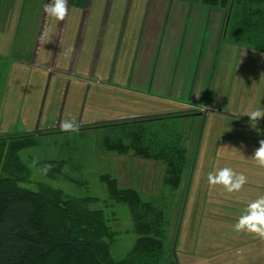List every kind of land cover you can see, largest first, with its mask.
Segmentation results:
<instances>
[{
  "label": "rangeland",
  "instance_id": "rangeland-1",
  "mask_svg": "<svg viewBox=\"0 0 264 264\" xmlns=\"http://www.w3.org/2000/svg\"><path fill=\"white\" fill-rule=\"evenodd\" d=\"M69 1L64 22L44 13V5L50 0H0V137L53 132L38 137L41 150L32 151V155L44 159L73 154L74 160L82 165L81 171H71L75 177L83 179L82 185L65 180L51 183L71 194L96 197L91 202L92 207H104L117 231L111 247L115 258L124 257L137 236L132 231L128 207L118 203L105 204L108 203L105 201L107 188L100 181L103 173L117 177L124 187L136 188L168 213L172 219L168 250L169 254L173 252L178 264H233L227 259L234 246L229 242L232 230L221 225L217 227L218 223L230 225L221 214L224 211L221 207L227 204L215 196L229 192L222 185L210 186L208 183L209 173L231 168L220 163L214 165V159L209 158L214 153L211 149L215 138L208 135L214 131L211 124L214 117L208 118L204 125L201 115L187 117L184 124L179 120L188 137V161L179 190L164 184L163 163L102 151L100 144L106 136L116 139L140 126H95L156 118V115L144 116L156 110L155 106L164 111L185 108L180 101L186 102L190 97L179 92L184 88L180 79L153 80L158 71L156 77L162 78L172 63L167 61L159 67L156 59L145 65L138 61L142 54L140 50L147 45L146 41H140L143 34L165 32V35L169 34V42L166 38L163 47L183 51V48L187 49V43L181 44L182 40L179 43L178 38L184 33L182 29L189 16L191 25L195 21L205 24L208 20L207 25L216 27L214 47L221 30L223 46L216 58L207 104L213 107L216 102L222 103L241 112L240 98L249 99L253 89L257 90L259 99L264 96V52L242 47L225 38V9L200 2L84 0L77 6ZM220 20L223 21L221 27ZM43 29L48 30L47 36L51 35L52 41V47L44 53L37 48ZM67 30L76 37L71 47L65 48V44L60 46V41H65L67 34L64 31ZM206 30L209 31V27ZM190 33L195 35L192 26ZM82 39L86 42L89 39L83 48L79 46ZM175 40L177 47H172L171 42ZM177 71L173 69V72ZM202 109L205 107L196 105L186 112ZM65 120H73L79 127H94L78 132L61 131L60 123ZM160 122L164 121L142 123L146 126V139H151L152 130ZM39 178L46 179L34 171L33 182L28 186L35 188L34 180ZM254 189L263 188L243 185L239 193ZM239 205L244 206L243 203ZM169 256L171 259L172 255Z\"/></svg>",
  "mask_w": 264,
  "mask_h": 264
},
{
  "label": "trees",
  "instance_id": "trees-1",
  "mask_svg": "<svg viewBox=\"0 0 264 264\" xmlns=\"http://www.w3.org/2000/svg\"><path fill=\"white\" fill-rule=\"evenodd\" d=\"M82 1L70 3L80 5ZM190 1L225 9V38L264 52V0ZM151 120L169 123L155 125L151 139H146V126L142 123ZM179 120L176 115H168L95 127L140 126L116 139L106 136L100 144L102 151L163 163L164 184L179 190L188 161L187 134ZM92 127L81 126L79 130ZM49 133L53 132L0 137V264H178L168 250L172 237L168 213L136 188L124 187L117 177L103 173L100 181L107 188L105 204L126 205L133 222L132 231L137 236L124 257L112 255L117 231L104 207H92L96 197L71 194L51 183L65 180L82 185L83 179L71 173L81 171L82 165L74 160L73 154L44 159L32 155V151L41 150L38 137ZM45 165H51L46 173ZM34 171L46 178L34 180L35 188L28 186L33 182Z\"/></svg>",
  "mask_w": 264,
  "mask_h": 264
},
{
  "label": "crops",
  "instance_id": "crops-1",
  "mask_svg": "<svg viewBox=\"0 0 264 264\" xmlns=\"http://www.w3.org/2000/svg\"><path fill=\"white\" fill-rule=\"evenodd\" d=\"M207 22L208 20L203 24V22L200 23L199 21H195L194 24L191 25L192 19L191 16H189L186 26L182 29L184 33L178 38L179 43L181 40V44L184 45L185 42L187 43V49L185 50L183 48V51H179L178 48L171 51V49L163 47L166 38L169 42V34L165 35V32H157L156 35L150 32L151 34L142 35L140 41H142L141 43L146 41L147 45H145V47L147 46V49L145 50L144 47L140 50L142 54L137 58L138 61L141 60L142 65H145L152 59H156L157 66L159 67L161 66L160 64H164L167 61L172 63V65H169L167 72L165 71V73H163L162 78L156 77L158 71L155 73L153 80H159V82H161L170 79V77L173 79H180L182 81L181 86H184V88L179 92L184 95H189L190 97L188 100L190 102L180 101L181 104H184L185 108L179 111H164L159 106H155L156 110H152L150 115L144 116L156 115L162 117L174 114L179 117L184 124L187 117L201 115L203 118V125L207 123L208 118L214 117V120L211 122L214 126V131L208 134L210 137L214 136L215 138L213 141L214 146L211 149L214 150V153H212L209 158L214 159V165L218 163L222 166L230 165L231 169L236 173H243L247 178V182L244 185L251 186L253 184V187L262 186L263 188L247 190L241 193L238 191L215 195L218 199L222 198L223 203L226 201L227 205H225L224 208L221 207L222 210H224L221 214L224 215V220H228L229 224L232 225L226 227L224 224H217V227L221 225L222 228H226L229 231L232 230L233 233L230 236L231 241L229 242L233 243L234 246L232 247L235 249L232 248V250L230 247L231 252L227 251L230 253L227 257L228 262H232L233 264H264V240L257 237L254 233H248L247 231L237 232L234 229V225L247 208V205L255 199L264 196V168L259 167L257 162L252 158L254 150L259 147V141L264 140V118H261L257 122H252L249 120V117L245 115L246 112H250L261 106L262 109H264V96L262 99H259L256 93L257 90L253 89L254 92L248 97L249 99L240 98L239 107L243 109L242 112L236 109L231 110L222 103L217 104L216 102L213 107L207 104V99L208 97L210 98V86L216 58L220 53L221 46H223L221 30H219V35L217 37V39L219 38L217 45L215 47L213 46V38H215L217 29L214 25L213 27L207 25ZM222 22L223 21L220 20L219 27L222 26ZM191 26L194 30V36H191L192 33H190ZM207 27H209V31L206 30ZM177 29L179 30V28ZM47 31L48 30L43 29L42 35L37 43L38 51H42L43 53L47 52V50L52 47L51 35L48 37ZM64 32L67 36L65 41H60V46L65 44V48L68 46L71 47L76 36L70 30ZM88 40L86 42L82 39L79 46L81 48L85 47L86 44H88ZM160 42L162 44L159 45ZM100 45H102V42H100ZM171 45L172 47H177L176 40L171 42ZM174 68L178 71L173 72ZM190 86H192L191 89ZM237 98H239V96ZM166 100L169 101V99ZM247 104L250 106H247ZM196 105H202L205 109L192 113L186 112ZM203 133L204 130L202 131V134ZM210 193L215 194L214 192ZM239 203H243L244 206H240ZM223 253H225V250Z\"/></svg>",
  "mask_w": 264,
  "mask_h": 264
},
{
  "label": "clouds",
  "instance_id": "clouds-1",
  "mask_svg": "<svg viewBox=\"0 0 264 264\" xmlns=\"http://www.w3.org/2000/svg\"><path fill=\"white\" fill-rule=\"evenodd\" d=\"M44 13L58 21H64L68 14V0H50V3L44 5ZM245 115L252 122H257L264 118V109L257 108ZM61 131L78 132L79 125L73 120H65L60 123ZM252 158L258 166L264 168V140L259 141V147L254 150ZM51 165H45L43 171L50 170ZM247 182L243 173H236L231 168H222L215 173L208 174V183L210 186L222 185L229 192H238ZM237 232L247 231L254 233L257 237L264 240V196H261L247 205L237 223L234 225Z\"/></svg>",
  "mask_w": 264,
  "mask_h": 264
},
{
  "label": "water",
  "instance_id": "water-1",
  "mask_svg": "<svg viewBox=\"0 0 264 264\" xmlns=\"http://www.w3.org/2000/svg\"><path fill=\"white\" fill-rule=\"evenodd\" d=\"M227 23H228V21H227ZM227 23H226V28H227ZM226 28H225V31H226Z\"/></svg>",
  "mask_w": 264,
  "mask_h": 264
}]
</instances>
